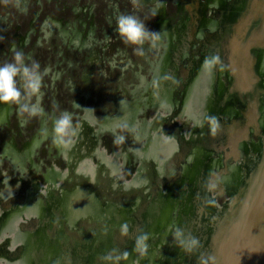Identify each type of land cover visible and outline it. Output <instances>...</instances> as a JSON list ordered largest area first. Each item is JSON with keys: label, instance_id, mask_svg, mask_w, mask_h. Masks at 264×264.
<instances>
[{"label": "bare ground", "instance_id": "obj_1", "mask_svg": "<svg viewBox=\"0 0 264 264\" xmlns=\"http://www.w3.org/2000/svg\"><path fill=\"white\" fill-rule=\"evenodd\" d=\"M229 1L232 2L229 4ZM190 3L189 8L188 6L186 8H182V5L178 6L180 11L183 13L188 11L189 14L183 19L181 18L177 29H171L164 17L159 16L155 25L157 30V39L155 41L158 45H161L164 41L169 43L162 45L164 48H161V56L157 62L155 61L151 64L150 83L153 91L148 97L149 102L146 99L144 103H139L142 107L150 105L153 110H161L175 119L188 118L191 123L190 137L185 139L180 137L179 133H176L172 135L171 141L167 142L160 134L164 129L161 122L155 121L154 127H158L159 123L160 126L156 129V134L149 150L146 153L139 152L137 149L142 141L140 135L152 127L150 124L146 127L138 126L141 109H132L131 106L123 103V101H119L121 106L117 114L111 118V121L101 124L102 128L100 130L112 131L111 133L117 134L115 132L117 126L125 124L126 130L131 135L133 133L135 135L138 131L130 142L132 147L136 148L132 149L133 158L135 156L136 161H139L136 175L130 182L126 183L120 177V167L115 165L114 160L108 161L100 153L98 147H91L90 153H88L89 148L84 145L86 142V140L84 141V136L83 139L77 141V147L75 148L69 145L71 143L66 147L54 145L58 153L63 156L67 164L66 169L61 171L55 168H48L46 175L43 176L46 188L41 191L40 195H34L33 192L25 190L19 204L4 208V210L0 209L1 263L23 264L24 260L29 259L27 253L37 248L39 253L33 254V256L38 257L36 259L31 257L30 263L54 264V258L48 257L47 238L51 242L56 241L60 237L61 240L66 241L64 225H73L77 219L82 217V214L83 216H90L95 223L105 220L108 224L117 225L124 222L126 218L125 215L122 217V214L126 210L125 206L129 202L137 205L141 200L142 194L151 192L150 187L154 180L153 186L156 188L159 186L158 179L169 176L174 181L173 178H179L177 182L168 185V192L160 195L157 201V204H160V209L157 212L160 215L158 216H166L168 214L167 220L173 221L174 219L176 230L179 229L180 223H186V216L190 211L196 209L195 196L197 190L200 188L204 177L207 178L210 170L212 173L213 170L223 167V176H219L217 182L226 186V190H233L231 186H238L237 182L240 183L238 180L240 175L243 176L245 173L242 170L241 158L247 149H249L247 155L255 157L252 153L257 147V143L252 142L249 135L245 133L243 140L237 146V160L239 158L240 160H238V163L234 162V164L232 163L228 166L227 162L226 166H223L225 156L229 155V153L226 154L225 152L227 148L225 145L229 137H231L232 125L237 124L236 122L242 117L241 112L233 106L230 100H224L223 95L226 88L223 79H227L230 82L231 89L233 88L234 90H238L239 87H244V89L250 87L252 89L255 85L257 86L256 90H260V86L264 82L262 78L264 74V51L254 46L251 47L247 57L252 60V66L249 69L241 68V65H247V63L242 61L243 57L241 55L245 54V50H241L240 42L238 41V38L243 36L238 35V21L242 13H245L247 17L250 6L253 4L255 7L257 0H252V4L251 0H190ZM211 7H214L218 12L217 18L206 16L207 10ZM156 11L158 14L159 10ZM248 22L250 21L246 22L244 20L242 24L245 25L246 23L245 26H242L243 32L247 33L244 36L248 35L253 25L252 22L250 24ZM192 29L193 33L199 38L207 37L211 35V32H214L215 37L214 40H211L208 44L205 43L200 49L198 63L194 62L197 59L195 56L191 57L187 53L193 38ZM77 41L74 44H79L81 47L87 43L86 41H79V39ZM172 41H176V44H173ZM187 57H191V62L197 67H192L189 78L182 80V88H179L176 82V75L186 73L184 64L182 65L180 60ZM214 58H218L215 64H206V61H212ZM245 72L254 80L253 84L248 82L249 78L245 80ZM177 87L178 89L174 92ZM263 107L261 106L258 109V115L255 120L257 126L264 128ZM175 108H178V111H175ZM9 113L10 104L0 103V127L7 124ZM50 130L52 134L53 128ZM139 130L143 131L140 132ZM75 134L77 135V132ZM236 135L239 136L240 134L235 133L234 136ZM41 139L35 137V141L32 143L24 142L21 149L14 142L11 143L10 150L8 147L10 142L4 144L2 149L3 156L8 157L15 171H20L24 163H22V160L30 157L33 149ZM82 140L83 144H81ZM81 147L83 149H79ZM178 148L184 149L183 157L179 162L180 165L175 169L171 168L174 171H167L165 177L164 175L162 176L165 170L160 167L161 163L169 161L172 155L176 157L174 153ZM208 148L217 150L216 160L209 157L211 154L207 152ZM140 153L144 155L138 157ZM75 155H78L77 160L79 159L82 162L79 167L70 165V163L76 162L74 160ZM91 157H95L97 160L95 168L92 165L83 164V162H86L85 158H88V161L91 162ZM203 159L206 160L203 161ZM214 163L216 166H214ZM72 168H74L76 176L71 172ZM216 174L217 172L213 176ZM67 178L68 180H65ZM89 185L93 189H90ZM210 188L212 190V185ZM36 192L37 190H35ZM10 194H12V191L6 189L1 193V197L5 199ZM154 198L157 199V197ZM154 198L151 199L154 200ZM111 214L118 217V219L119 217L122 218L116 220L113 216H107ZM29 215L33 216L34 219L27 218ZM26 218L29 221H24ZM156 220L158 221L157 217ZM160 220L158 221L159 224H161ZM109 221L112 222L110 223ZM19 226L23 229H20ZM82 226L74 227L72 230L82 235L79 232ZM17 228L18 230H16ZM2 229L9 230L10 234H4ZM90 229L92 228L90 227ZM160 229L162 230L160 231L161 236V233L167 229ZM190 229H192L191 226H186L185 232L188 233ZM139 230L137 229L130 234V237L134 239ZM100 232V229L91 231L88 234L86 232V236L98 235ZM167 253L174 252L167 251ZM15 257L16 259L12 260Z\"/></svg>", "mask_w": 264, "mask_h": 264}, {"label": "rangeland", "instance_id": "obj_2", "mask_svg": "<svg viewBox=\"0 0 264 264\" xmlns=\"http://www.w3.org/2000/svg\"><path fill=\"white\" fill-rule=\"evenodd\" d=\"M259 1L264 0H257L254 7L251 0L252 5L247 17L242 13L238 21V35H243L238 38L242 51L246 50L250 42L257 46L264 44V16L263 11H260ZM190 4V0H0V64L11 61L15 50H22L26 63L38 61L41 71L48 69L39 97L31 98L33 102L39 101L43 113L30 117L26 113H20L17 105L11 104L8 122L0 127V202L4 203L5 208L16 206L23 197V191L15 187L28 184L31 180H39L36 177L39 176L40 165L61 171L66 169L67 164L52 143L50 133L55 118L59 117L62 111L66 110L73 116L74 127L67 138L71 143L69 145L77 147V141L84 136V141L86 140L84 145L89 148L88 153L91 147H99L100 153L108 161L114 160L118 166L123 164L120 173L126 183L132 180L139 163L133 160L132 154L129 153L130 142L138 132L131 135L123 124H119L115 129L117 134L100 130L101 124L111 121L117 114L121 106L119 101H123L132 109H141L138 126L146 127L150 124L152 128L147 132L150 133L151 130L154 132L155 121L168 120L170 134L179 133L180 137L185 139L190 137L191 123L188 118L175 119L168 117L161 110H153L150 105L142 107L139 104L144 103L146 99L149 102L148 97L153 91L150 83L151 64L157 62L161 56V48H164L162 45L169 43L164 41L158 45L155 41L157 39L155 25L159 16L164 17L171 29H177L181 18L189 14L188 11L185 13L180 11L178 6L189 8ZM156 10H159L158 14ZM121 14L134 15L143 22L147 36L142 45L130 46L122 43L116 32V21ZM206 16L217 18L218 12L211 7L207 10ZM259 17L263 19L259 21ZM244 20L250 21L248 24L256 21L247 36H244L247 33L242 30V26L246 25V23L242 25ZM209 36L199 38L193 33L187 53L197 58L194 62L198 63V54L204 44L215 39L214 32ZM78 39L86 41V45L82 47L79 44L75 45ZM172 42L176 44V41ZM137 47L141 49L140 52L134 51ZM248 55L246 53L241 55L242 61L247 63L241 65V68L249 69L252 66L253 62ZM190 58L180 60L186 73L176 75L179 88H182L181 81L189 78L192 67H197ZM245 75V80L249 78L248 82L253 84L254 80L250 75L246 72ZM262 78L264 80V74ZM223 81L226 88L224 100H230L241 112L242 117L236 123L241 130H247L246 133L252 142L260 144L262 130L260 128L256 130L257 125H254L251 117L255 118L258 109L264 106V82L260 90H256L255 85L252 89L244 91V87H239L238 90L231 89L230 82L227 79ZM177 89L178 87L174 92ZM159 126L160 123L156 129ZM170 134L168 133V136L172 137ZM35 137L43 139L33 149L30 157L22 160L23 169L13 170L8 157L3 156L4 144L10 142L8 145L10 150L12 142L20 147L23 142ZM225 152L228 154L231 150L226 148ZM77 157L78 155L74 156L76 162L70 163L71 166H81L82 162L77 160ZM213 157L216 158L217 155ZM227 157L228 166L232 164L229 162L234 155ZM248 157L250 155L245 154L241 158L244 159L243 164L245 159L250 160ZM85 159L84 165H92L94 168L97 166L95 157L90 158L91 162ZM238 160L234 162L238 163ZM28 172L35 175V180L27 177ZM71 172L76 176L74 168ZM6 184L11 189L15 186L18 193H13L2 200L1 192ZM212 196L215 204L222 206L225 197L217 194Z\"/></svg>", "mask_w": 264, "mask_h": 264}, {"label": "water", "instance_id": "obj_3", "mask_svg": "<svg viewBox=\"0 0 264 264\" xmlns=\"http://www.w3.org/2000/svg\"><path fill=\"white\" fill-rule=\"evenodd\" d=\"M259 5L261 6L260 11H263L262 16H264V1L260 2ZM261 19L263 17H259V21ZM255 23H253L252 27ZM253 44L250 42L245 53L249 54L250 47L253 46L259 47V50L264 51V44L262 46ZM249 88H245L244 91ZM262 112H264V107ZM251 119L253 121L255 119L254 116ZM234 125H232L231 137H229L225 145L227 149L231 150L229 155H235L230 163L237 160L238 143L243 140V136L247 132L246 129L241 130L238 123L235 127ZM254 125L256 126V122ZM258 128L262 130L260 144L257 143V147L253 150L252 154L255 157H248L250 160L245 159L243 164V159L242 164L240 163L245 173L243 176L240 175L238 179L240 183L237 182L238 186H231L233 187L232 191L226 190V186L217 182V178L223 176V167L213 170L212 173L210 170L211 174L208 173L207 178L204 177L200 188L197 190L195 196L196 209L191 210L186 216V223L182 222L179 224V229L184 232L186 226L192 227L188 233L195 237L200 245L195 251L191 253L185 252L175 242L174 232L176 231V225L173 218V221H168V214L166 216H158L160 215V213H157L160 209V204H157L158 198L168 192L169 184L175 183L179 179L173 178V181L168 176L167 178L158 179L159 186L156 188L153 186L154 180L150 187L151 192L142 194L141 200L137 205L129 202L125 206L124 214H122V217L125 215L126 220L120 224H108L105 220L95 223L90 216H83L82 214V217L77 219L73 225H64V235L67 240H61L60 237L56 241L51 242L47 238L48 257L54 258V264H197L198 257L204 254L205 256H213L215 264H264V128L257 126L256 130ZM235 133L240 135L234 136ZM207 152L211 154L209 157L212 156L211 158L215 159L213 157L217 153L215 148H208ZM248 152L249 149H247L245 154ZM228 159L229 157L223 160V166L228 162ZM214 166H216L215 163ZM215 172L217 174L213 176ZM211 181H213L212 184H210ZM211 185L212 190L210 188ZM89 188L93 189L91 185H89ZM212 193L214 196L217 194L225 197L222 206L215 204L211 198L213 197ZM154 197H157V199ZM151 198H154V200ZM3 204L0 202V209L5 208ZM145 213L147 214L146 216ZM107 216H113L116 220L122 218L119 217L118 219L113 214ZM29 217L33 218L31 215L27 218ZM156 217L158 221L162 218L160 220L161 224L156 220ZM27 218L24 221H29ZM109 222L111 223L112 221ZM81 225L83 226L79 232L82 235L72 230V228ZM19 228L23 229L20 226ZM160 228L167 229L161 233V236L160 231L162 230ZM97 229H100V234L86 236V232L88 234ZM137 229L140 230L133 239L130 234ZM2 231L4 234H10L7 229H2ZM13 231L15 232V230ZM188 233L185 232V234ZM145 234L148 236L147 241L144 242L147 244V248L146 251L141 253L136 250L137 240L141 235ZM140 247L143 248V244ZM167 251H173L174 253H167ZM125 252L128 254L126 258L115 260L116 256ZM38 253L37 248L29 251L27 253L29 259L24 260L23 264H32L30 263L31 257L36 259L38 256L34 257L33 254ZM106 255H112L114 259L111 261L102 259ZM15 259L16 257L12 258V260Z\"/></svg>", "mask_w": 264, "mask_h": 264}, {"label": "clouds", "instance_id": "obj_4", "mask_svg": "<svg viewBox=\"0 0 264 264\" xmlns=\"http://www.w3.org/2000/svg\"><path fill=\"white\" fill-rule=\"evenodd\" d=\"M116 32L119 34L122 43L130 46H140L144 43L147 30L143 22L131 14H121L117 18ZM134 51L140 52L139 47ZM218 58L206 61L212 65ZM48 74V69L41 71L38 61L30 64L25 62V54L22 50H15L11 61L0 64V103L15 104L20 113H26L30 117H35L43 113V107L37 100L33 102L32 97H39L43 86L44 76ZM23 101V102H22ZM73 116L68 111H62L59 117L55 118L52 130V143L57 147H66L70 140L67 139L73 130ZM148 236L141 235L137 240V251H146L147 244L144 243ZM174 240L185 252H193L200 247L199 241L190 233L185 234L182 229L174 232ZM143 244V248L140 245ZM127 253H122L115 257L118 261L127 257ZM102 259L113 260L112 255H106ZM197 264H215V258L211 255L201 254Z\"/></svg>", "mask_w": 264, "mask_h": 264}, {"label": "flooded vegetation", "instance_id": "obj_5", "mask_svg": "<svg viewBox=\"0 0 264 264\" xmlns=\"http://www.w3.org/2000/svg\"><path fill=\"white\" fill-rule=\"evenodd\" d=\"M188 78V77H187ZM175 111H178V108H175L174 109ZM167 115V114H166ZM168 116V115H167ZM168 117H172V116H168ZM174 118V117H173ZM176 119H178V118H176ZM180 120V119H179ZM161 122V124H162V126H163V132H161L160 134H161V137L165 140V141H167V142H170L168 139L169 138H171V137H169L168 136V133L169 132H171V131H169L168 130V122H170V121H168V120H163V121H160ZM123 125H125V124H123ZM155 128V127H154ZM140 132H142V130H139ZM138 132V131H137ZM155 134H156V128H155V130H154V132L152 133V130H151V132L149 133V132H144V134H142V135H140L141 136V138H142V141H141V144L139 145V148L137 149L139 152H141V153H146L148 150H149V147H150V144L152 143V141L154 140V137H155ZM170 134V133H169ZM171 136H172V134H170ZM116 138V137H115ZM120 138V137H119ZM42 140V139H41ZM40 140V141H41ZM35 141V138H33V139H31V140H29V141H25V142H27V143H32V142H34ZM39 141V142H40ZM132 144V143H131ZM24 145V142L21 144V146L19 147V149H21L22 148V146ZM99 148V147H98ZM132 149H136L134 146L132 147V145L130 146V149H129V153L130 154H132L133 152H132ZM144 150V151H143ZM134 151V150H133ZM183 151H184V149L183 148H178L177 150H175V153H174V155L176 156V157H174L173 155L170 157V159H169V161H166V162H164V163H161V165H160V167H162V170L164 169L165 170V173H163L162 174V176L164 175V177H165V175H166V172L167 171H170V170H173V169H175V168H177V166H179L180 164H179V162L181 161V158L183 157ZM178 154H177V153ZM140 153V156H138V157H141V156H143L142 154ZM132 157H133V155H132ZM234 157H235V155H234ZM234 157H231V159H233ZM226 158H227V155L225 156V160H226ZM88 159V158H87ZM132 159H134V160H137L136 158H135V156H134V158H132ZM22 163H23V161H22ZM30 163H32V161L30 162ZM11 165V164H10ZM23 165H24V163H23ZM116 165V164H115ZM41 166V169H38V172H39V176H37L36 178L37 179H41L40 181L39 180H35V175L33 176V175H31L29 172H28V178H31V179H33V180H35V181H30V183H24V184H22V186H17V187H15V188H19L20 190H22L23 192H25V190L27 191V192H29V191H31V193L33 192L34 193V195H40V193H41V190H45V188H46V182H45V180H44V178H43V176L44 175H46V172H47V170H48V168L46 167V166H42V165H40ZM116 166H118V165H116ZM123 166V164L121 165V166H118V167H122ZM12 167V166H11ZM46 167V168H45ZM138 168V167H137ZM171 168H173V169H171ZM23 169V168H22ZM14 170V169H13ZM174 171V170H173ZM41 172V173H40ZM136 173L137 172H135L134 173V175H133V177L136 175ZM102 176H104L103 174H102ZM120 177H121V173H120ZM122 178V177H121ZM133 179V178H132ZM23 180H25V179H23ZM130 182V181H129ZM2 185H4V183H2ZM33 187H32V186ZM37 185H38V187H37ZM31 186V187H30ZM14 187H12V189L6 184L5 185V188H4V190H2V192L1 193H3L6 189L7 190H10V191H12V194L13 193H15V194H17L18 192L15 190V188ZM30 187V188H29ZM41 187V188H40ZM122 187V186H121ZM35 190H37V192L35 193ZM12 194H10L8 197H10ZM7 197V198H8ZM6 199V198H5ZM2 200H4L3 198H2ZM8 208H10V207H8ZM30 219H32V217H30Z\"/></svg>", "mask_w": 264, "mask_h": 264}]
</instances>
